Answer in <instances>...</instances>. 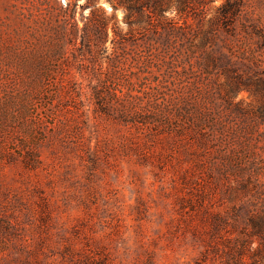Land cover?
<instances>
[{
  "label": "rangeland",
  "instance_id": "1",
  "mask_svg": "<svg viewBox=\"0 0 264 264\" xmlns=\"http://www.w3.org/2000/svg\"><path fill=\"white\" fill-rule=\"evenodd\" d=\"M58 1L71 4L66 35L56 0H0V264H213L206 217L243 201L241 161L252 162L244 176L257 174L264 197V134L235 152L228 137L200 149L139 121L206 107L210 81L200 65L209 45L254 58L250 73L264 75V0H241L235 27L205 47L201 9L206 25L225 0H189L186 11L164 0L172 8L143 33L118 8L126 45H113L111 22L101 49L81 36L93 35L96 8L113 13L110 2ZM95 88L110 115L96 111ZM237 99L258 104L247 90ZM117 108L137 111V123ZM203 191L204 206L196 201Z\"/></svg>",
  "mask_w": 264,
  "mask_h": 264
},
{
  "label": "trees",
  "instance_id": "2",
  "mask_svg": "<svg viewBox=\"0 0 264 264\" xmlns=\"http://www.w3.org/2000/svg\"><path fill=\"white\" fill-rule=\"evenodd\" d=\"M60 8L64 9L65 17L62 24L65 35L67 34L66 22L69 19L68 9L70 2L64 3L56 0ZM113 7V13L108 14L103 7L95 9V21L90 26L93 35H82V42L89 45L95 44L98 49L101 45H106L108 38V28L112 22L114 37L112 38L113 45H126L128 33L121 32L119 28V20L114 11L118 8H123L125 11L124 20L131 27L133 24L138 25L139 32L143 33L146 30L147 24H154V16L164 15L166 9L172 8L173 5H165L164 0H108ZM189 0H178L176 8L179 11H186L190 7ZM203 15L201 22H198L197 28L199 35L197 43L201 47L206 44L214 43L218 37L219 31L225 29L230 31L236 25V21L242 10L241 0H225L217 7L214 17L208 19L205 25L203 20L206 18V11L201 9ZM98 12V13H97ZM93 13V11H92ZM71 16V15H70ZM164 22L171 21L166 20ZM164 22H159L162 25ZM175 22V21H174ZM144 23L146 25H144ZM173 23V22H172ZM186 24V22L184 23ZM175 25H171L169 31L185 36L183 30L175 32ZM179 26V25H178ZM181 26V25H180ZM89 25L85 22L82 27L86 30ZM183 27V26H182ZM79 29L76 26L71 34ZM179 29V27H177ZM132 30V29H131ZM61 32V36L63 31ZM76 38V37H75ZM211 50L203 51V58L200 69L209 77L210 81V98L204 109L185 110L184 112L173 117L172 114L161 111L155 117L148 115L144 120L139 121L143 125L152 127H160L161 132L165 130H175L177 135L184 138L191 145H196L200 149L207 148L209 145L215 144L217 141H222L224 138L231 139L230 147L232 152L236 148H244L247 145L249 138L254 139L256 135H263L264 128V75L250 73L254 71L252 65H246V62L253 63L258 66V61L252 57L241 56L238 58L236 49L229 51L223 50L221 46L209 45ZM215 46V47H214ZM264 47V45H260ZM227 47V45H223ZM245 68L241 69L240 68ZM226 76L225 80L218 82L220 75ZM120 88L110 86V91L118 96L117 91ZM242 90H247L250 95L258 99V104L244 102L237 99L238 93ZM215 92L217 97H215ZM95 97L97 103L103 102L104 97L97 88H95ZM109 107L113 106L109 101L103 102ZM99 109L96 111L104 112L110 115V111L99 104ZM119 116L125 122L137 123L136 116L138 112L132 109H118ZM172 121L176 127H172ZM178 121V122H176ZM252 167L251 161L240 162L239 172L235 176L242 174V178H237L238 187L242 194V202L234 204L225 214L220 211L210 210L206 222H208V232L212 238L213 252L215 256L212 258L213 264H264V197L261 193L255 190L257 181L256 173L251 172L244 176V173ZM184 178V177H183ZM186 180V179H184ZM205 184V183H203ZM207 191H203L197 195L196 201L204 206ZM237 194L228 195L229 200H233ZM208 257L205 258V262Z\"/></svg>",
  "mask_w": 264,
  "mask_h": 264
},
{
  "label": "water",
  "instance_id": "3",
  "mask_svg": "<svg viewBox=\"0 0 264 264\" xmlns=\"http://www.w3.org/2000/svg\"><path fill=\"white\" fill-rule=\"evenodd\" d=\"M111 9H113V7L111 6Z\"/></svg>",
  "mask_w": 264,
  "mask_h": 264
}]
</instances>
